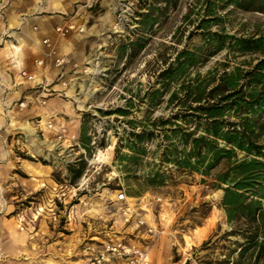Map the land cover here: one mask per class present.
I'll use <instances>...</instances> for the list:
<instances>
[{"label":"rangeland","instance_id":"obj_1","mask_svg":"<svg viewBox=\"0 0 264 264\" xmlns=\"http://www.w3.org/2000/svg\"><path fill=\"white\" fill-rule=\"evenodd\" d=\"M200 4L198 0H179L166 8L160 4L162 10L157 11L154 0H0L1 28L4 25L0 46L7 43L16 49L13 44L22 45L33 59L44 38L39 41L38 28L33 25L22 33V22L36 15H62L68 19L61 25L74 23L79 29L65 37L54 30L56 36L79 34L72 43L79 42L86 53L77 66L67 70L61 81L63 90L47 95L45 104L38 103L37 91L32 97L16 99L8 113L0 112V217L13 223L7 228L15 237L18 253H22L28 233L34 235L35 246L40 240L52 242L67 235L76 237L75 247L84 250L87 243L100 247L104 240L123 237L148 242L150 264H236L238 259L247 263L246 255L232 252L244 238L230 234L236 226L227 222L220 206L223 190L216 186L215 175L226 162L208 175L162 163V150L168 143L163 129L169 125L162 129L158 123L151 124L178 110L176 100L169 103L168 97L179 80L170 85L157 106L150 107L146 93L160 87L158 73L182 48L203 51L201 59L207 55L199 49L203 38L192 32ZM188 9L193 14L185 19ZM149 10L156 17L152 26L144 24ZM10 12L19 13L18 24L8 22ZM217 14L222 21L213 24L212 30L236 36L264 32V14L232 6ZM19 37L25 41L20 43ZM44 47L40 58H45ZM259 56L225 48L189 68L188 77H203L209 71L219 74L243 62L253 64ZM50 83L52 88L54 82ZM50 98L57 103L51 104ZM22 100L27 105L20 108ZM118 108L128 109V115L116 112ZM50 120L51 128L46 125ZM129 120L136 122L135 131L150 133L143 140L146 154L136 164L124 166L119 156L129 151L116 152V146L119 137L131 129ZM83 122L93 144L91 150L80 142ZM60 127L66 128L62 138ZM201 133L198 129L196 135ZM79 160L84 172L70 182L67 165ZM155 170L164 173V182L149 185L145 178ZM120 192L133 198L129 199L131 206L145 218V225H139L135 216L127 220L121 213ZM147 225L155 230L153 243ZM11 258L1 256L0 263ZM19 258L14 259L21 264Z\"/></svg>","mask_w":264,"mask_h":264},{"label":"trees","instance_id":"obj_2","mask_svg":"<svg viewBox=\"0 0 264 264\" xmlns=\"http://www.w3.org/2000/svg\"><path fill=\"white\" fill-rule=\"evenodd\" d=\"M156 10H162L179 0H154ZM200 11L192 30L203 38L200 50L182 48L175 59L167 64L157 75L160 87L147 92L150 107H155L172 83L179 80L177 89L172 91L168 102L176 100L178 110L167 118H156L152 125L164 130L168 143L163 147L162 163L173 164L179 169L199 171L203 175L226 162L225 168L215 175L217 187L223 190L220 206L224 209L228 223L236 227L230 234L244 238L238 243V255H246L245 264H264V32L252 35H232L223 30H212L213 24L222 21L219 9L233 8L264 14V0H198ZM193 14L188 9L184 18ZM145 14H142V16ZM144 24L152 26L156 17L152 10L145 15ZM159 17V16H158ZM191 32V33H192ZM229 48L239 54H259L255 63L243 62L221 73L209 71L205 76L199 74L188 77L191 67L204 63L214 54ZM247 64L246 66H242ZM181 79V80H180ZM121 115H128V109H116ZM109 114V112H107ZM131 128L122 138L119 137L116 152L122 148L119 160L136 164L140 156L146 154L145 131H135L136 122H127ZM192 128V129H191ZM202 131L197 134V130ZM123 140H125L123 142ZM80 142L86 150H91V138L86 123L81 126ZM238 153L242 156L239 157ZM70 182L81 177L84 165L79 160L67 165ZM149 185L164 182V173L151 171L145 178ZM229 260H227L228 262ZM234 263V261H232ZM236 264H242L240 259Z\"/></svg>","mask_w":264,"mask_h":264},{"label":"crops","instance_id":"obj_3","mask_svg":"<svg viewBox=\"0 0 264 264\" xmlns=\"http://www.w3.org/2000/svg\"><path fill=\"white\" fill-rule=\"evenodd\" d=\"M18 12H10L7 14L8 22L18 24ZM68 18L62 15H36L33 18H27L26 22H22L21 32L25 33L29 31V28L33 25L37 26L35 31L39 41L43 38L49 37L54 42L59 54H66V63L62 67L52 66L50 60L45 58V63L42 66H37L34 61L42 57V43H38V47L31 59L32 55L26 48H22V45L8 47L7 43L0 46V112L8 113L11 111V107L16 99L20 97L28 98L32 97L37 90L34 88V82L28 81L20 76V71L27 69L32 73H37V81L46 78L48 82H54L52 88L54 90H63L61 81L68 75L67 70H72L74 66H77L84 53V47H80V43L74 42L75 38L79 37V34H73L66 38H58L54 32L55 26L61 25L66 22ZM1 23V21H0ZM1 28V25H0ZM4 25H2V28ZM29 38V37H28ZM20 43L25 41L23 38H18ZM29 39L26 42L29 44ZM72 43V44H71ZM22 48V49H21ZM46 49V46L44 47ZM44 49V50H45ZM41 50V51H40ZM80 57V58H79ZM62 74V77L59 75ZM66 74V75H65ZM51 104L57 103V100L50 98ZM34 103V102H33ZM17 105V103L15 104ZM42 121V120H40ZM28 174H31L28 172ZM13 224L8 218L0 217V257L10 256L7 263L0 264H18L15 261V257L21 256V264H89V257L87 251L83 248L75 247L78 245L76 237H56L52 242L38 241L35 246L34 238L30 233L24 236L22 245V253H18V246L15 243V237L9 232L8 225ZM41 236L42 234L39 233ZM21 254V255H20Z\"/></svg>","mask_w":264,"mask_h":264},{"label":"built area","instance_id":"obj_4","mask_svg":"<svg viewBox=\"0 0 264 264\" xmlns=\"http://www.w3.org/2000/svg\"><path fill=\"white\" fill-rule=\"evenodd\" d=\"M74 29H79L76 27L74 23H66L64 25H59L55 27V32L61 36L65 37ZM82 30V28H80ZM43 44L46 46L44 50L45 58H49L52 64L56 67H62L66 58L64 55L58 53L54 42L51 38L46 37L43 39ZM45 58H39L35 60L37 66H42L44 64ZM20 76L25 78L28 81L34 82V88L39 91L38 97L36 98L38 103L45 104L46 96L52 94L54 89L51 88L50 82L46 78L43 80L37 81L36 74L28 71L27 69H23L20 71ZM62 77V74L59 75ZM66 84L65 82H62ZM19 107L23 108L27 105V102L22 100L19 102ZM46 125L51 128L53 127V122L50 120L46 123ZM59 137L62 138L65 136L66 128L60 127ZM128 198L125 192H120L117 195V200L119 202H123L122 205L119 206V210L121 213L127 218H131L135 216L137 223L139 225H145V218L139 213L136 212L135 209L131 206V200ZM147 231L149 233V239L154 242V235H156L155 230L152 226L147 225ZM148 242H141L137 239H125L123 237H117V239H108L99 243L100 247L94 244L87 243L85 250L89 253V264H150L149 259V248Z\"/></svg>","mask_w":264,"mask_h":264}]
</instances>
